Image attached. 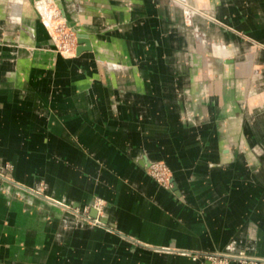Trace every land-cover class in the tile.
Here are the masks:
<instances>
[{
  "label": "crops",
  "instance_id": "obj_1",
  "mask_svg": "<svg viewBox=\"0 0 264 264\" xmlns=\"http://www.w3.org/2000/svg\"><path fill=\"white\" fill-rule=\"evenodd\" d=\"M180 1L0 0V264H264V0Z\"/></svg>",
  "mask_w": 264,
  "mask_h": 264
},
{
  "label": "rangeland",
  "instance_id": "obj_2",
  "mask_svg": "<svg viewBox=\"0 0 264 264\" xmlns=\"http://www.w3.org/2000/svg\"><path fill=\"white\" fill-rule=\"evenodd\" d=\"M177 2H181V1L177 0ZM35 9H36V12L38 13L40 21L42 22L45 30L47 31V34L50 38L53 50L64 58L73 57L75 55V53L74 54H69V53L67 54V53H65V49L68 48L69 50L71 49L73 51V45H74L73 37H74V35L77 36V34H76L75 30L68 24V22L64 16V14L62 13L61 9L56 5V3L53 0H45V1L36 0ZM77 44H78V42H77ZM154 161H158V160H154ZM160 161H162V160H160ZM162 162H164V161H162ZM0 163L1 164L5 163L7 165L5 168L6 171L3 173V176H0V178L10 179V171L12 170V164L9 161H0ZM148 171L149 170L147 168V172ZM170 171H171V169H170ZM167 173H171V179H172V171L166 172V174ZM148 174H149V172H148ZM160 186H162V185H160ZM162 187L165 188L164 186H162ZM165 189L170 190L168 188H165ZM98 202L100 203L99 204L100 210L98 213V217L101 220V224H95L92 221H89L87 219L88 207H84V209L81 211V213H82L81 216L84 218V220L87 223H90L92 225L104 226V223H103L102 219L100 218L99 214L101 213V211L105 205V201H104V199H102L100 197H96L94 199L92 205L95 203H98ZM72 211L75 214L78 213L77 210H72ZM206 257L209 260L208 264H215V261H217L219 258L222 259L223 261H226L225 257H219L218 255H214V254L213 255L207 254Z\"/></svg>",
  "mask_w": 264,
  "mask_h": 264
},
{
  "label": "built area",
  "instance_id": "obj_3",
  "mask_svg": "<svg viewBox=\"0 0 264 264\" xmlns=\"http://www.w3.org/2000/svg\"><path fill=\"white\" fill-rule=\"evenodd\" d=\"M74 35V34H73ZM77 36L74 35L73 37V51L68 48L65 49V53H69V54H74L76 53V48L78 46L77 44ZM64 53V52H63ZM6 164H1L0 163V176H3V173L6 171ZM148 172L149 175L155 179L160 185L164 186L165 188L171 189L172 188V179H171V173H167L166 172H171L169 167L162 161L158 160V161H152L149 163L148 165ZM100 203H95L92 205V207L95 209L96 211V216L94 217H90L88 216L87 219L89 221H92L95 224H101V220L98 217V213L100 210ZM224 261L222 259H218L217 261H215V264H222Z\"/></svg>",
  "mask_w": 264,
  "mask_h": 264
},
{
  "label": "water",
  "instance_id": "obj_4",
  "mask_svg": "<svg viewBox=\"0 0 264 264\" xmlns=\"http://www.w3.org/2000/svg\"><path fill=\"white\" fill-rule=\"evenodd\" d=\"M55 3H56V5L61 9L62 8V5H61V2H60V0H53ZM78 41V44H79V47H77L76 48V50L77 51H80V50H86V49H89L88 48V46L87 47H81L82 46V44H87V42L85 41V40H77ZM81 45V46H80Z\"/></svg>",
  "mask_w": 264,
  "mask_h": 264
},
{
  "label": "bare ground",
  "instance_id": "obj_5",
  "mask_svg": "<svg viewBox=\"0 0 264 264\" xmlns=\"http://www.w3.org/2000/svg\"><path fill=\"white\" fill-rule=\"evenodd\" d=\"M42 1H45V0H42ZM41 3V2H40Z\"/></svg>",
  "mask_w": 264,
  "mask_h": 264
}]
</instances>
